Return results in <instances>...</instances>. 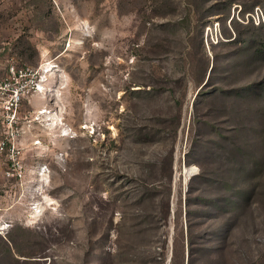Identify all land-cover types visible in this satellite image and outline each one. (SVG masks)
Segmentation results:
<instances>
[{
  "label": "rangeland",
  "instance_id": "1",
  "mask_svg": "<svg viewBox=\"0 0 264 264\" xmlns=\"http://www.w3.org/2000/svg\"><path fill=\"white\" fill-rule=\"evenodd\" d=\"M11 64L0 264H264V0H0Z\"/></svg>",
  "mask_w": 264,
  "mask_h": 264
},
{
  "label": "built area",
  "instance_id": "2",
  "mask_svg": "<svg viewBox=\"0 0 264 264\" xmlns=\"http://www.w3.org/2000/svg\"><path fill=\"white\" fill-rule=\"evenodd\" d=\"M39 70L24 66L10 65L5 77L0 79V114L5 126V141L3 145L14 150V142L20 136L21 119L18 115L20 107L26 103L40 84ZM7 176L20 179L21 167L18 163H11V170L6 171Z\"/></svg>",
  "mask_w": 264,
  "mask_h": 264
},
{
  "label": "bare ground",
  "instance_id": "3",
  "mask_svg": "<svg viewBox=\"0 0 264 264\" xmlns=\"http://www.w3.org/2000/svg\"><path fill=\"white\" fill-rule=\"evenodd\" d=\"M55 66H53V67H50V68H48V66L47 67H45V68H43V70H42V73H43V77H42V80H41V83H43L44 81H45V75H47V74H49V73H51L52 71H54V68ZM50 88V87H49ZM43 90V88L40 86L39 87V91H42ZM48 91V90H47ZM49 92V91H48ZM48 94V93H47ZM50 94V93H49ZM49 96V95H48ZM45 113H47L46 112V110H43V111H40L39 112V114H45ZM50 113V112H49ZM55 116V115H54ZM53 116V118L52 119H55V117ZM192 171V168H190V169H187V172L188 173H190Z\"/></svg>",
  "mask_w": 264,
  "mask_h": 264
}]
</instances>
